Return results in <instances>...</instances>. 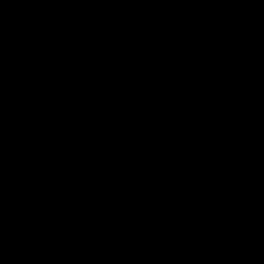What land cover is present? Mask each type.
<instances>
[{
  "label": "water",
  "instance_id": "95a60500",
  "mask_svg": "<svg viewBox=\"0 0 264 264\" xmlns=\"http://www.w3.org/2000/svg\"><path fill=\"white\" fill-rule=\"evenodd\" d=\"M0 264H264V0H0Z\"/></svg>",
  "mask_w": 264,
  "mask_h": 264
}]
</instances>
